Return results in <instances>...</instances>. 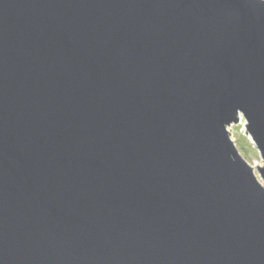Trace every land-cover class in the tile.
<instances>
[{"label": "water", "instance_id": "water-1", "mask_svg": "<svg viewBox=\"0 0 264 264\" xmlns=\"http://www.w3.org/2000/svg\"><path fill=\"white\" fill-rule=\"evenodd\" d=\"M0 264H264V3L0 0Z\"/></svg>", "mask_w": 264, "mask_h": 264}, {"label": "rangeland", "instance_id": "rangeland-1", "mask_svg": "<svg viewBox=\"0 0 264 264\" xmlns=\"http://www.w3.org/2000/svg\"><path fill=\"white\" fill-rule=\"evenodd\" d=\"M229 130L233 132V141L236 146H239L240 153L248 159L249 164L255 168V172L258 174L256 169L262 164V158L250 137L245 134L244 119L238 125L231 126Z\"/></svg>", "mask_w": 264, "mask_h": 264}, {"label": "clouds", "instance_id": "clouds-1", "mask_svg": "<svg viewBox=\"0 0 264 264\" xmlns=\"http://www.w3.org/2000/svg\"><path fill=\"white\" fill-rule=\"evenodd\" d=\"M261 3H264V0H261Z\"/></svg>", "mask_w": 264, "mask_h": 264}]
</instances>
